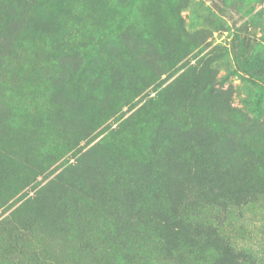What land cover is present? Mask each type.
Here are the masks:
<instances>
[{
  "label": "rangeland",
  "instance_id": "374dc122",
  "mask_svg": "<svg viewBox=\"0 0 264 264\" xmlns=\"http://www.w3.org/2000/svg\"><path fill=\"white\" fill-rule=\"evenodd\" d=\"M260 84L264 0H0V264L174 262L164 230L130 210L132 186L154 176L144 163L172 179L202 157L191 189L231 160L259 180ZM154 135L199 155L143 160ZM228 211L222 234L264 261V194ZM111 218L122 229L100 238ZM139 222L138 258L116 253ZM208 247L187 264H214Z\"/></svg>",
  "mask_w": 264,
  "mask_h": 264
},
{
  "label": "trees",
  "instance_id": "16d2710c",
  "mask_svg": "<svg viewBox=\"0 0 264 264\" xmlns=\"http://www.w3.org/2000/svg\"><path fill=\"white\" fill-rule=\"evenodd\" d=\"M259 87L263 93L264 84H260ZM143 145L147 148V155L143 156V160L154 159L156 151L163 148V152L172 154L168 160H172L175 168H179L181 165L177 164L178 160H191L193 156L199 155V152H195L188 142H181L178 150H175L166 147L163 143H158L156 135L143 141ZM204 160V157L199 160L195 159L193 167H181L178 172H175L172 179L169 177L170 164L152 169L144 163L143 170L147 168V171H144L150 172L154 176H142L138 189L132 186L133 192L137 191L139 194L136 199H130L128 204L130 210L141 218L151 221L156 232L157 229L164 230L165 233L162 238L157 232V245L160 244L162 248L167 247L175 250L173 253L176 258L171 264L189 263L190 257L188 256H193L194 250L206 245L211 246L208 247L209 250L216 255L213 260L214 264H240L243 262L264 264V261L256 263L247 252L234 250L231 241L222 234L227 216H223L221 213L229 212L231 207L241 206L249 196L264 194V183L262 182V179L264 180V161H259L255 165L259 180L248 183L241 182L238 177L246 175V165L237 162L238 160H231V164L226 163L219 175L205 186L191 189V182L186 180V176L193 179V174L205 167ZM167 177L168 180H164ZM182 190L187 191L188 194L183 197L179 196L178 193ZM190 209L192 211H189ZM230 217H234L233 213L230 214ZM119 220L120 218L118 220L111 218L109 223L101 222L102 225H105V229L100 232V238L105 233L121 230L122 226ZM136 229L135 232L122 233L124 245L118 247L116 253L117 251L124 253L140 249L142 242H144L141 238L144 232L142 223L139 222ZM154 230L151 229V231ZM150 233L153 235V232ZM133 252L138 258V254ZM120 261L112 262V264H125L120 263ZM157 263L154 260L148 261V264Z\"/></svg>",
  "mask_w": 264,
  "mask_h": 264
}]
</instances>
